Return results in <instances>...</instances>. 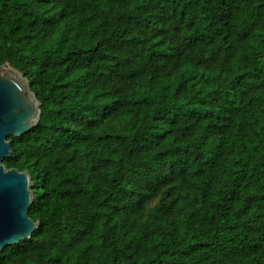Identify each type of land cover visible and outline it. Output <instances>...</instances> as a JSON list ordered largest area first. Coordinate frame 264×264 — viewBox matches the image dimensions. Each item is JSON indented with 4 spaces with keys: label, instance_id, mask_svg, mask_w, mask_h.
<instances>
[{
    "label": "trees",
    "instance_id": "16d2710c",
    "mask_svg": "<svg viewBox=\"0 0 264 264\" xmlns=\"http://www.w3.org/2000/svg\"><path fill=\"white\" fill-rule=\"evenodd\" d=\"M5 61L39 225L0 264H264V0H0Z\"/></svg>",
    "mask_w": 264,
    "mask_h": 264
},
{
    "label": "water",
    "instance_id": "95a60500",
    "mask_svg": "<svg viewBox=\"0 0 264 264\" xmlns=\"http://www.w3.org/2000/svg\"><path fill=\"white\" fill-rule=\"evenodd\" d=\"M39 116V101L28 79L7 61L0 64V251L29 238L39 225L27 214L33 199L30 174L2 164L11 156L7 136L28 132L37 125Z\"/></svg>",
    "mask_w": 264,
    "mask_h": 264
}]
</instances>
